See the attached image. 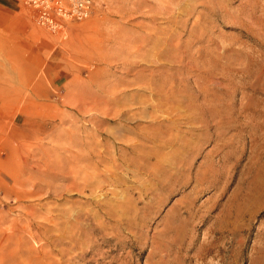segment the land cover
I'll return each mask as SVG.
<instances>
[{"label":"rangeland","instance_id":"1","mask_svg":"<svg viewBox=\"0 0 264 264\" xmlns=\"http://www.w3.org/2000/svg\"><path fill=\"white\" fill-rule=\"evenodd\" d=\"M88 1L0 6V264H264V0Z\"/></svg>","mask_w":264,"mask_h":264},{"label":"built area","instance_id":"2","mask_svg":"<svg viewBox=\"0 0 264 264\" xmlns=\"http://www.w3.org/2000/svg\"><path fill=\"white\" fill-rule=\"evenodd\" d=\"M88 0H28L35 11L37 22L56 29L66 20L80 19L89 12Z\"/></svg>","mask_w":264,"mask_h":264},{"label":"crops","instance_id":"3","mask_svg":"<svg viewBox=\"0 0 264 264\" xmlns=\"http://www.w3.org/2000/svg\"><path fill=\"white\" fill-rule=\"evenodd\" d=\"M0 1H1V2L3 1L2 4H0V6L5 8V4H6L5 1H9V0H0Z\"/></svg>","mask_w":264,"mask_h":264}]
</instances>
